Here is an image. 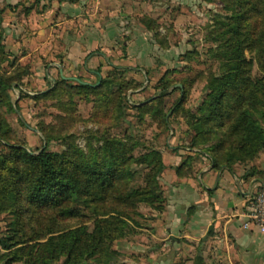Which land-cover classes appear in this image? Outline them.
<instances>
[{
	"label": "rangeland",
	"instance_id": "1",
	"mask_svg": "<svg viewBox=\"0 0 264 264\" xmlns=\"http://www.w3.org/2000/svg\"><path fill=\"white\" fill-rule=\"evenodd\" d=\"M41 4L0 0V264H230L185 224L168 228L163 165L182 157L188 176L216 163L264 183V0L153 3L164 18H141L140 64L110 66L97 90L56 85L25 44ZM242 117L260 129L247 126L248 147ZM77 228L78 243L59 239Z\"/></svg>",
	"mask_w": 264,
	"mask_h": 264
},
{
	"label": "crops",
	"instance_id": "2",
	"mask_svg": "<svg viewBox=\"0 0 264 264\" xmlns=\"http://www.w3.org/2000/svg\"><path fill=\"white\" fill-rule=\"evenodd\" d=\"M167 1L178 6L185 3ZM157 2L160 0H41L42 12L37 7L30 12L32 18H38L37 27H30L37 36L28 37L25 44L43 52L53 82L70 79L92 85L110 66L140 64L139 51L146 42L140 32L150 33L141 18H164L163 9L154 5ZM121 48L127 56L121 55ZM164 164L165 188L175 195L170 197L166 213L171 219L168 228L185 224L188 237L209 246L206 255L211 251L214 258L230 264H264V233L253 225L244 227L247 202L264 188L262 180L248 183L237 170L202 162L193 175L181 176L177 168L182 157H169Z\"/></svg>",
	"mask_w": 264,
	"mask_h": 264
},
{
	"label": "trees",
	"instance_id": "3",
	"mask_svg": "<svg viewBox=\"0 0 264 264\" xmlns=\"http://www.w3.org/2000/svg\"><path fill=\"white\" fill-rule=\"evenodd\" d=\"M62 83H67V80H65V79H61V80H58V81H56V85H58V84H62ZM103 83V82H102ZM80 88H82V89H88V90H97V89H99L100 88V86H98V87H96V86H92V85H89V84H85V83H79V85H78ZM251 87V84H249L248 85V90H246L245 92H243V95H250V94H254L255 93V91H252L253 89L252 88H250ZM47 94H49L48 92H46L45 93V95H47ZM250 98H252V96L250 97ZM255 98V97H254ZM262 113H263V116H264V112L262 111ZM243 120V122H239L238 124L239 125H237V130L241 133V135H242V137H241V141L244 143V145H243V147H248V144H247V142H246V138H244V136H246V133H247V131H249V134H250V130H248V127L247 126H250V125H254L255 126V128L257 129L256 131V136L258 135H260V129L256 126V124H253V121H251L250 119H248V118H243L242 117V119H241V121ZM243 124V125H242ZM253 126V127H254ZM36 159V161H38V160H43V161H45L46 163H48L49 164V160H50V157H46V155H44V154H42L40 157H36L35 158ZM214 167H219V166H217L216 165V163L214 164ZM163 168H165V165H163ZM180 171H181V167H178L177 168V173H179L180 174ZM63 183V182H62ZM64 185L63 186H65V188H63L64 190H70V183H63ZM69 184V185H68ZM128 197V194L126 195V198ZM124 199L123 200V203H125L126 201H127V199ZM105 221H102V223H104ZM101 223V224H102ZM101 224H97V227H100V225ZM99 225V226H98ZM87 230L85 229V228H77V229H74V230H71V231H68V232H65V233H63V234H61L60 235V237H59V239H63L64 238V240L65 239H69V237H78V238H76V242L78 243V241L80 240L79 238L82 236V235H85V236H87ZM0 242H2V241H0ZM83 243H86V240H84L83 241ZM11 245H5V247H10ZM41 247H43V249L45 250V251H48L50 254H53V253H55L56 251H59L60 250V248H61V245L60 246H56V245H54L53 244V242H51V241H47L45 244H43V245H41ZM63 248L65 247V246H62ZM96 249V247H94V250Z\"/></svg>",
	"mask_w": 264,
	"mask_h": 264
},
{
	"label": "built area",
	"instance_id": "4",
	"mask_svg": "<svg viewBox=\"0 0 264 264\" xmlns=\"http://www.w3.org/2000/svg\"><path fill=\"white\" fill-rule=\"evenodd\" d=\"M244 227L253 225L264 233V188L260 189L246 205Z\"/></svg>",
	"mask_w": 264,
	"mask_h": 264
}]
</instances>
